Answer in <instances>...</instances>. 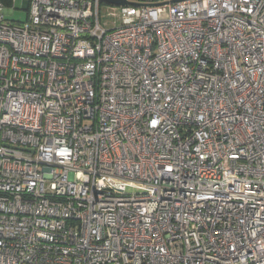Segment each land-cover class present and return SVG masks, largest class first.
Wrapping results in <instances>:
<instances>
[{"label":"built area","instance_id":"1","mask_svg":"<svg viewBox=\"0 0 264 264\" xmlns=\"http://www.w3.org/2000/svg\"><path fill=\"white\" fill-rule=\"evenodd\" d=\"M124 1H0V264H264V0Z\"/></svg>","mask_w":264,"mask_h":264},{"label":"rangeland","instance_id":"2","mask_svg":"<svg viewBox=\"0 0 264 264\" xmlns=\"http://www.w3.org/2000/svg\"><path fill=\"white\" fill-rule=\"evenodd\" d=\"M15 10L12 15H9L8 17L13 20H19L24 21L27 17V11L22 9V0H15ZM105 7L102 6L100 10V22L101 24L108 25L111 23L110 17H107L105 14Z\"/></svg>","mask_w":264,"mask_h":264},{"label":"water","instance_id":"3","mask_svg":"<svg viewBox=\"0 0 264 264\" xmlns=\"http://www.w3.org/2000/svg\"><path fill=\"white\" fill-rule=\"evenodd\" d=\"M108 3L110 4H114V5H121V4H125L126 2L124 0H106Z\"/></svg>","mask_w":264,"mask_h":264},{"label":"trees","instance_id":"4","mask_svg":"<svg viewBox=\"0 0 264 264\" xmlns=\"http://www.w3.org/2000/svg\"><path fill=\"white\" fill-rule=\"evenodd\" d=\"M2 1L4 4H8L10 0H0Z\"/></svg>","mask_w":264,"mask_h":264}]
</instances>
